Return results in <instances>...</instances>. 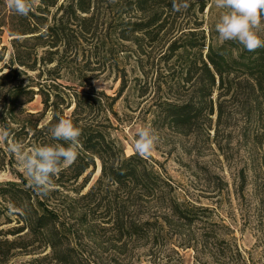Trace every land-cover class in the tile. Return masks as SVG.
Returning a JSON list of instances; mask_svg holds the SVG:
<instances>
[{
    "label": "trees",
    "instance_id": "1",
    "mask_svg": "<svg viewBox=\"0 0 264 264\" xmlns=\"http://www.w3.org/2000/svg\"><path fill=\"white\" fill-rule=\"evenodd\" d=\"M60 2L35 0L31 12L21 16L0 0V36L5 30L13 37L2 67L7 71L0 68V131L8 133L0 140V168L10 167L19 180L0 183V219L8 224L13 216L18 224L0 230V264H8L15 252L35 255L39 250L48 252L32 264H111L116 255H125L138 244L156 248L170 233L185 239L182 248L196 250L190 245L194 241L211 264H223L226 258L240 264L238 247L224 238L223 226L209 222V210L179 198L166 178L148 168L147 159L138 153L125 156L120 142L111 138L110 115L116 116L113 107L127 89L126 81L120 77L117 94L109 96L93 88V77L86 74L89 62H78L99 54L98 44L88 48L87 56L79 49L86 35L92 39L100 29L96 0ZM207 2L187 0L186 9L174 11L173 0H121L97 40L108 46V54L130 42L139 56L138 72L140 55H158L162 69L154 70L156 79L139 92L145 100L151 92L156 94L150 107L154 123L183 136L194 134L209 127L211 116L222 115V97L241 93L246 115L253 114L264 131V47L248 51L234 41L207 43L199 22L185 26L183 17L190 11L201 13ZM27 41L34 46L27 47ZM148 45L149 53L144 50ZM38 48H46L40 59ZM65 69L70 74L65 81L75 86L59 82ZM148 73L143 70V76ZM35 96L43 107L33 113L27 105ZM62 118L81 130L78 158L53 177L54 187L47 194H40L28 177L13 170L15 153L9 145L31 149L65 144L50 135V128ZM96 160L100 177L82 193ZM202 222L209 225L195 237L191 228Z\"/></svg>",
    "mask_w": 264,
    "mask_h": 264
},
{
    "label": "rangeland",
    "instance_id": "2",
    "mask_svg": "<svg viewBox=\"0 0 264 264\" xmlns=\"http://www.w3.org/2000/svg\"><path fill=\"white\" fill-rule=\"evenodd\" d=\"M120 1L96 0L98 28L100 29L97 30L98 34L92 36V39L89 38L90 35H86L87 40L81 43L79 49L87 56L88 48L92 44H98L99 54L88 59L86 57L78 59V62H89L86 74L93 77L91 81L93 88L102 90L109 96L117 94L122 83L120 77L126 81L127 89L113 107L116 116L110 115L114 128L111 130V138L119 141L125 156H129L137 153L134 149V142L138 130L142 127H150L157 135L158 142L149 156L140 155L147 159L148 168L160 174L162 178H166L179 198L209 210V222L223 226L224 238L238 247L241 254L240 264H264V131L256 123L253 114L246 115V110L240 103V100L245 99L241 93L240 95L237 93L235 98L232 93L222 97V115L220 117L216 114L211 116L209 127L197 129L194 134L183 136L154 123L150 107L154 104L156 94L153 96L151 92L148 100H145L139 97V92L148 88L149 82L156 79L154 70L162 69V65L157 62L158 55H140L139 65L142 66L141 71L138 72L136 60L139 56L134 52L135 47L130 42H125L123 46H118L117 51L108 54V46L102 45L99 41L104 22H108L111 17L115 16L111 10L115 9ZM220 13L221 10L214 7L212 0H208L201 13L193 14V11H190L187 16L183 17L184 23H182L192 28L193 21L199 22L201 24L199 30L204 32L206 42L220 44L223 41L219 39L215 31V23ZM25 37L19 38L24 40ZM12 38L5 30L0 36V51L3 53L0 68L9 59ZM25 45L31 48L34 42L27 41ZM45 49H37L39 59ZM151 49L152 46H144L147 53ZM117 64H119V69L116 68ZM120 68H123L124 73ZM152 69L153 73H148ZM2 70L4 73L7 68H2ZM143 70L148 73L147 77L143 76ZM163 74L167 73L163 72ZM29 75L34 76L35 72H30ZM60 75L63 76V79L59 80L61 84L75 86L65 81L70 76L68 69L62 70ZM76 90L84 91L79 86H76ZM216 94H214V101L217 100ZM42 107L38 96H35L27 105V109L33 113L40 112ZM95 164L94 173L82 193L87 191L100 177V163L96 160ZM12 168L15 172L27 177L19 166L16 154ZM10 170V167L0 168V183L19 182ZM82 180L79 179L78 184ZM151 212L155 214L156 210ZM11 218L12 222L8 224L0 219V230L18 226L17 222L13 221L15 217L11 216ZM208 225L202 222L193 226L191 230L194 233L192 234L197 237L201 228L203 230ZM24 234L23 232L20 235L24 237ZM178 235L170 233L166 240H162L152 250L150 245L138 244L129 253L116 255L117 261L111 264H211L209 259H206V255L200 254V249L194 241H190V245L197 246V251L193 248H182L187 243ZM37 252L38 254L35 255L15 252L8 264H32L33 259L42 258L48 251L39 250ZM197 252H199L198 256ZM109 253L113 254L112 251ZM206 253L207 251L204 250V254ZM42 264H48V262L44 261ZM223 264L231 263L226 258Z\"/></svg>",
    "mask_w": 264,
    "mask_h": 264
},
{
    "label": "clouds",
    "instance_id": "3",
    "mask_svg": "<svg viewBox=\"0 0 264 264\" xmlns=\"http://www.w3.org/2000/svg\"><path fill=\"white\" fill-rule=\"evenodd\" d=\"M220 9L215 31L221 41H234L248 51L264 47V0H212ZM35 0H5L6 6L15 14L27 16ZM174 11L186 9L187 0H173ZM54 140L65 144L45 145L25 149L20 143L9 145V151L18 157L19 166L29 179L30 186L40 194H47L54 187L53 177L78 158L81 130L70 119H59L50 128ZM8 133L0 131V140ZM158 137L150 127H142L136 134L135 151L149 156L155 149Z\"/></svg>",
    "mask_w": 264,
    "mask_h": 264
}]
</instances>
